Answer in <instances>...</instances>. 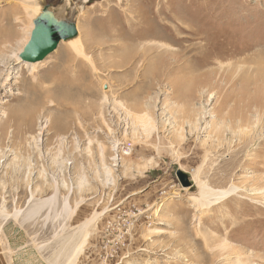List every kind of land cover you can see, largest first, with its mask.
I'll return each instance as SVG.
<instances>
[{"label":"rangeland","instance_id":"1","mask_svg":"<svg viewBox=\"0 0 264 264\" xmlns=\"http://www.w3.org/2000/svg\"><path fill=\"white\" fill-rule=\"evenodd\" d=\"M28 2L77 36L0 68V264H264V0Z\"/></svg>","mask_w":264,"mask_h":264},{"label":"water","instance_id":"2","mask_svg":"<svg viewBox=\"0 0 264 264\" xmlns=\"http://www.w3.org/2000/svg\"><path fill=\"white\" fill-rule=\"evenodd\" d=\"M32 25L29 39L19 54V59L25 63L43 61L60 42L70 41L77 36L75 24L56 16L47 6L42 8Z\"/></svg>","mask_w":264,"mask_h":264},{"label":"bare ground","instance_id":"3","mask_svg":"<svg viewBox=\"0 0 264 264\" xmlns=\"http://www.w3.org/2000/svg\"><path fill=\"white\" fill-rule=\"evenodd\" d=\"M21 1H23V3H22V5H21V9H22V11H23V13H24V15L25 14H27V15H29V14H33V15H38V10L36 9V7H34V5L32 6V5H30V4H32V2L31 3H29L28 1H32V0H21ZM17 9V8H16ZM16 11V10H15ZM63 11V10H62ZM58 13V12H57ZM8 14H10V11H8V12H4V13H0V43L1 42H3V41H1V39L4 37V35H5V32H4V30H5V27H4V21H6V23H7V21H9L10 20V15H8ZM12 14V13H11ZM16 14V13H15ZM14 16V15H13ZM56 16H62V15H60V13H58ZM11 21V20H10ZM30 36V35H29ZM10 39H12V36H10L9 34L7 35V38L5 39L6 41H9ZM68 42V41H67ZM3 44V43H2ZM2 47V46H1ZM6 47V45L4 44L3 45V48L0 50V68H2L3 66L2 65H4L5 64V62H8V61H10V59H11V61H13V63H15V64H17V63H20V59H19V54L17 55L16 53H11V54H9V57H8V54H5L4 52H6V51H4L5 48ZM152 47V46H151ZM147 48L148 50H151L152 48ZM144 50L146 49V48H143ZM144 52V51H143ZM147 52V51H146ZM144 54V53H143ZM233 55V54H232ZM231 57V56H230ZM264 61V60H263ZM24 64H26L25 62H23ZM27 64H35V63H27ZM28 66H30L29 67V69H30V73H32V70H34L35 69V67H34V65H28ZM204 66H205V64H204ZM6 69V68H5ZM4 69V70H5ZM9 69V68H8ZM4 72V71H3ZM1 74V73H0ZM6 77H5V80H4V83H3V85H6L7 84V82L9 81V76H10V72H8L7 70H6ZM261 75H262V73H261ZM264 75V74H263ZM259 77H260V75H259ZM261 80V79H260ZM264 79L262 78V81H263ZM262 83V82H261ZM260 83V84H261ZM263 85H261L260 87H262ZM141 119V118H140ZM143 119V118H142ZM139 121V120H138ZM143 121V120H142ZM146 122H148V121H146ZM19 123V122H18ZM144 123V122H143ZM149 123V122H148ZM145 124V123H144ZM143 124V125H144ZM147 124V123H146ZM20 125V124H19ZM145 126V125H144ZM17 128V127H16ZM15 128V129H16ZM18 133V132H17ZM15 136V135H14ZM205 190V189H204ZM207 191V190H206ZM202 193V192H201ZM208 194V193H207ZM205 196V195H204Z\"/></svg>","mask_w":264,"mask_h":264}]
</instances>
